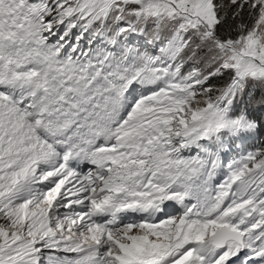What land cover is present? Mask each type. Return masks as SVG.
Returning a JSON list of instances; mask_svg holds the SVG:
<instances>
[{
  "label": "snow or ice",
  "instance_id": "obj_1",
  "mask_svg": "<svg viewBox=\"0 0 264 264\" xmlns=\"http://www.w3.org/2000/svg\"><path fill=\"white\" fill-rule=\"evenodd\" d=\"M0 264H264V0H0Z\"/></svg>",
  "mask_w": 264,
  "mask_h": 264
},
{
  "label": "rangeland",
  "instance_id": "obj_2",
  "mask_svg": "<svg viewBox=\"0 0 264 264\" xmlns=\"http://www.w3.org/2000/svg\"><path fill=\"white\" fill-rule=\"evenodd\" d=\"M222 179H223V177H222V176H219V177L214 181V183H219Z\"/></svg>",
  "mask_w": 264,
  "mask_h": 264
},
{
  "label": "trees",
  "instance_id": "obj_3",
  "mask_svg": "<svg viewBox=\"0 0 264 264\" xmlns=\"http://www.w3.org/2000/svg\"><path fill=\"white\" fill-rule=\"evenodd\" d=\"M225 2L227 3V0H225ZM245 18H246V13H245ZM252 143H254V142H252ZM252 143H250V144L248 145L249 148L252 147Z\"/></svg>",
  "mask_w": 264,
  "mask_h": 264
}]
</instances>
